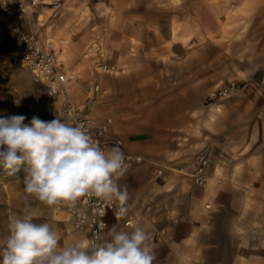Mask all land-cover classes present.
Segmentation results:
<instances>
[{"label": "crops", "instance_id": "obj_1", "mask_svg": "<svg viewBox=\"0 0 264 264\" xmlns=\"http://www.w3.org/2000/svg\"><path fill=\"white\" fill-rule=\"evenodd\" d=\"M9 1L36 7L25 27L10 31L0 20L17 54L21 31L32 26L43 46L53 43L59 70L75 74L76 105L95 122L113 118L112 142L144 158L119 181L129 215L118 221L110 213L109 228L146 223L153 264H264V0H177L186 11L171 13L168 25L159 14L125 15L129 40L107 57L123 76L107 80L94 76V22L87 28L79 12L85 2L66 0L55 12L54 0ZM230 83L245 88L208 103ZM61 102L48 94L42 106ZM199 156L209 161L205 187L179 171Z\"/></svg>", "mask_w": 264, "mask_h": 264}, {"label": "clouds", "instance_id": "obj_2", "mask_svg": "<svg viewBox=\"0 0 264 264\" xmlns=\"http://www.w3.org/2000/svg\"><path fill=\"white\" fill-rule=\"evenodd\" d=\"M24 115L0 118V168L15 175L25 171L23 191L45 206L77 209L81 198L96 201L92 217L102 233L107 209L115 218L129 215V192L119 181L128 165L121 148L101 147L83 123L61 116L51 121ZM77 214L83 216L82 211ZM39 213L25 205L12 218L8 234L0 239V264H153L156 259L146 223L134 221L130 230L108 228L105 239L75 238L62 243L60 232L47 222L36 223Z\"/></svg>", "mask_w": 264, "mask_h": 264}, {"label": "rangeland", "instance_id": "obj_3", "mask_svg": "<svg viewBox=\"0 0 264 264\" xmlns=\"http://www.w3.org/2000/svg\"><path fill=\"white\" fill-rule=\"evenodd\" d=\"M81 1L86 3L82 8L83 10H79V12L82 11V16L87 18V28L90 27V20L93 19L94 22V61L97 66V69L94 70V76L99 77L100 80L123 76L122 68L115 67L113 72L105 73L101 67L103 64H108V52L112 55L113 48H117L116 51L119 48L122 50V45L127 44L129 40L127 34L124 36L122 30L125 15L141 12L146 13L148 20H150L159 14L164 19L162 23L168 25L169 21L166 18L171 13L186 11V3H180L178 6L173 5V2L177 3V0H73L75 5ZM74 7V5L71 6L70 10L73 11ZM175 7L179 9L175 10ZM52 8L57 12L62 7L52 6ZM0 20L6 28H10V31L13 30L14 24L3 20L1 11ZM32 22L33 17L31 15ZM28 28H32V26L26 27V29ZM113 30H115V35ZM152 39L150 38V41ZM48 45L54 48L53 43ZM0 72L2 77L8 80L6 83L0 82V118L9 115H21L28 106L42 105L48 98L47 87L37 82L33 74L21 65L17 52L11 60L6 59L2 63ZM96 87L95 92L104 93L102 87L99 86L98 91H96ZM24 176L23 168L15 175H9L0 168V239L8 234L10 220L24 213L26 204L29 210H35L39 213L40 218L34 222H47L56 228L62 236L63 223L55 215L54 206H45L34 196H27V200H25L27 194L23 191L22 183ZM61 242L64 243L63 237Z\"/></svg>", "mask_w": 264, "mask_h": 264}, {"label": "built area", "instance_id": "obj_4", "mask_svg": "<svg viewBox=\"0 0 264 264\" xmlns=\"http://www.w3.org/2000/svg\"><path fill=\"white\" fill-rule=\"evenodd\" d=\"M65 0H54L53 6H60ZM35 6L29 5L24 1L12 3L9 0L2 1L1 16L3 20L15 24L19 27H25L31 23V15L35 12ZM19 60L21 65L28 69L34 76V79L44 84L48 89V94L52 99L61 98L62 102L57 109H48L42 105H30L23 113L27 119L24 123H29L33 116H38L41 120L51 121L57 116H61L65 120L74 118L75 122L83 123L88 129L90 135L100 143L101 147L119 146L124 152L126 163L128 165L127 172L140 166L144 162L142 156L134 155L124 150V142L121 139H115L112 142L110 138L111 127L114 123L113 118H106L101 122H95L86 113L78 107L74 101L72 94V81L75 80V74H67L59 70L56 53L51 45L43 46L32 28L24 29L20 34ZM105 73L115 70V66L103 64L101 67ZM96 87V91L99 90ZM245 88V84L230 83L224 87L212 91L207 98L209 104H213L220 100L229 98L238 94ZM209 164L208 158L199 156L189 166L181 168L179 171L192 177L194 183L200 187L207 185L205 176L206 168ZM161 172V171H160ZM96 205L93 198H81L77 205V209H71L66 205L55 206L65 214L64 234L69 239V243L75 238L93 240L97 233L105 237L109 228L108 216L113 212L111 208L107 209V214L102 218L103 223L108 226L101 233L99 229V220L92 217V208ZM77 210L84 213L83 216L77 214ZM130 221L126 222V226L130 225Z\"/></svg>", "mask_w": 264, "mask_h": 264}, {"label": "trees", "instance_id": "obj_5", "mask_svg": "<svg viewBox=\"0 0 264 264\" xmlns=\"http://www.w3.org/2000/svg\"><path fill=\"white\" fill-rule=\"evenodd\" d=\"M17 52V43L13 34L6 30H0V70L2 63L11 60ZM8 80L2 77L0 72V82L6 83Z\"/></svg>", "mask_w": 264, "mask_h": 264}, {"label": "bare ground", "instance_id": "obj_6", "mask_svg": "<svg viewBox=\"0 0 264 264\" xmlns=\"http://www.w3.org/2000/svg\"><path fill=\"white\" fill-rule=\"evenodd\" d=\"M56 210H57V214H59L58 212H59V211H61V210H60V209H58V208H56Z\"/></svg>", "mask_w": 264, "mask_h": 264}]
</instances>
